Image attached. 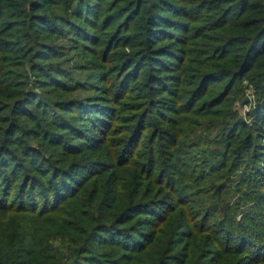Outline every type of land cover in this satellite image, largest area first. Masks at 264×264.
I'll return each mask as SVG.
<instances>
[{"label": "trees", "instance_id": "16d2710c", "mask_svg": "<svg viewBox=\"0 0 264 264\" xmlns=\"http://www.w3.org/2000/svg\"><path fill=\"white\" fill-rule=\"evenodd\" d=\"M0 264H264V0H0Z\"/></svg>", "mask_w": 264, "mask_h": 264}]
</instances>
